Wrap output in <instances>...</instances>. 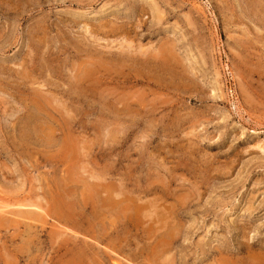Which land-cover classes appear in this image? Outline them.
<instances>
[{
  "label": "rangeland",
  "instance_id": "1",
  "mask_svg": "<svg viewBox=\"0 0 264 264\" xmlns=\"http://www.w3.org/2000/svg\"><path fill=\"white\" fill-rule=\"evenodd\" d=\"M0 208V264H264V0H0Z\"/></svg>",
  "mask_w": 264,
  "mask_h": 264
},
{
  "label": "bare ground",
  "instance_id": "2",
  "mask_svg": "<svg viewBox=\"0 0 264 264\" xmlns=\"http://www.w3.org/2000/svg\"><path fill=\"white\" fill-rule=\"evenodd\" d=\"M156 8H158V7H156ZM154 11H156V10H154ZM107 23V22H106ZM143 54H145V53H143ZM164 54V53H163ZM146 55V54H145ZM169 55V54H168ZM164 58H166L165 60L166 61H170V59L172 58L173 59V52H171L170 51V56H167V54H166V56H164ZM102 60V59H101ZM96 61V60H95ZM92 67V66H91ZM86 68V67H85ZM87 69H89L90 70V68H87ZM88 71V70H87ZM95 71V70H94ZM97 71V70H96ZM95 71V72H96ZM92 72H93V70H92ZM94 74V73H93ZM92 76V75H91ZM95 76V75H94ZM81 77H82V75H81ZM79 78H80V76H79ZM78 78V79H79ZM83 78V77H82ZM85 78V77H84ZM88 79H91L92 77H87ZM86 78V79H87ZM92 80H93V78H92ZM98 80V79H97ZM85 81V80H84ZM70 82H72V81H70ZM83 82V81H82ZM79 85H81V84H79ZM77 86V85H76ZM75 86V87H76ZM87 86H88V84H87ZM77 89V88H76ZM36 97V98H35ZM35 97H34V101H35V103L37 104V108L39 109V111L40 112H42V110H46L48 107H49V105H50V101H49V99H47V98H44V100L41 98L40 99V95L38 96L37 94H35ZM120 100V99H119ZM56 101H57V99H56ZM56 104H58V103H56ZM57 106V105H56ZM58 106H59V104H58ZM62 106V105H61ZM58 108V107H57ZM56 108V109H57ZM61 108V107H60ZM65 108V107H64ZM64 110V109H63ZM47 111V110H46ZM51 111H53V110H51ZM39 112V113H40ZM56 110H55V114H56ZM66 112V111H65ZM46 113V112H45ZM49 113V112H48ZM47 113V114H48ZM54 113V112H53ZM62 114V112H57V114ZM50 114V113H49ZM51 114H52V112H51ZM44 116V115H43ZM72 116V115H71ZM49 117H50V115H49ZM64 117V116H63ZM61 118H62V115H61ZM53 120L54 119V114H53V116H52V118L50 117V120ZM66 119V118H65ZM51 120V121H52ZM71 120V119H70ZM37 121V120H36ZM56 121V120H55ZM55 121H53V123L55 122ZM58 121V120H57ZM109 121V120H108ZM70 122V121H69ZM46 123V122H45ZM56 123V122H55ZM58 123V122H57ZM56 123V124H57ZM42 124V123H41ZM39 125V124H38ZM43 125V124H42ZM45 125V124H44ZM48 125V124H47ZM58 125V124H57ZM67 125V124H66ZM69 125H71V124H69ZM41 126V125H40ZM49 126V125H48ZM54 126V125H53ZM64 126V125H63ZM56 127V126H55ZM66 127V126H65ZM67 127H69L68 125H67ZM54 128V127H53ZM64 128V127H63ZM62 128V129H63ZM35 129V128H34ZM43 129V128H42ZM55 129V128H54ZM58 129V128H57ZM65 129V128H64ZM39 130V129H38ZM46 132H47V130H45ZM54 131H56V130H54ZM53 131V132H54ZM53 132H51V133H53ZM51 133H49V134H51ZM96 179V178H95ZM98 188H99V192L98 191H96L95 193H91L90 195L92 196L93 195V197H96L98 200H97V202L96 203H99V204H101V208H99V210H100V215H105V211L104 210H108L110 207H112L113 208V212H114V214H117L118 216H116V218H117V220L120 222V221H124V220H127V221H129L130 220V218L128 217V218H126V217H124L123 215H122V212L123 211H121L120 209H119V207H122V206H124L123 205V197H122V195L120 194V195H117L116 197H109V196H106V197H103L102 196V190H101V188H104V186L102 185V184H100V185H96ZM92 191V190H91ZM121 193V192H120ZM66 196V195H65ZM121 196V197H120ZM92 197V198H93ZM66 198V197H65ZM88 198V197H87ZM120 198H122V200L120 199ZM62 200H64L63 198H61ZM65 201V200H64ZM70 202V201H69ZM131 204V203H130ZM129 204V205H130ZM47 206V205H46ZM21 207V206H20ZM25 207V206H24ZM33 207H35V208H38L39 210H41L42 212H46V214L47 215H49V213H48V211H46V210H44L43 209V207H40V206H33ZM75 206H73L71 203H66V202H60L59 204H58V207H57V215H59V217H61L62 218V221L63 222H65V224H64V226L62 227V228H65V230H63L64 232H61L60 234L63 236V235H66V236H69V234H67L68 233V231H70V232H72V234L70 233V238L71 239H74V241H75V244L77 243L78 244V242L77 241H79V245L81 246L82 245V247H83V249H80L79 250V253H80V257L78 258V259H80L81 257H85V256H87L89 253L88 252H90V250H92V249H94V248H96V245L97 246H99V244L100 243H102V244H104V243H107L110 247H112L113 249H110V252H108L107 254H109L110 256L111 255H114V254H116V251L115 250H117L116 249V244H114L113 243V240L111 239V240H109V235H110V232H108V231H106V229L104 228V227H102V226H99V228L101 227V229L99 230V228H96L91 222H89V224H87V225H85V223L83 222V220H78V219H76L75 218V212H73L74 210L72 209V208H74ZM30 208V207H29ZM32 208V207H31ZM127 208V207H126ZM1 209V208H0ZM54 210H55V207H54ZM1 211V210H0ZM4 211V210H3ZM144 213V212H143ZM175 213V212H174ZM4 214H5V212H4ZM38 214V213H37ZM96 214H99V213H96ZM41 215V214H40ZM39 215V216H40ZM133 215V214H132ZM141 214H139L138 216H137V218L139 219V216H140ZM145 215V214H144ZM157 215H159V214H157ZM43 215H41V217H42ZM106 216V215H105ZM171 216V215H170ZM48 217V216H47ZM143 217V216H142ZM141 217V218H142ZM46 218V217H45ZM54 218V217H53ZM52 218V219H53ZM56 218V217H55ZM158 218V217H157ZM39 219V218H38ZM59 219V218H58ZM76 220V221H75ZM97 220V219H96ZM155 220H156V218H155ZM173 220V219H172ZM42 221V220H41ZM59 221V220H58ZM71 221V222H70ZM73 221H75L76 223H73ZM158 221V220H157ZM167 222H169V221H167ZM103 223V222H102ZM149 223V222H148ZM66 224L68 225V224H71V228L70 229H68L67 227H65L66 226ZM95 224V223H94ZM101 225V224H100ZM132 225H133V223H132ZM168 225H169V223H168ZM134 226V225H133ZM53 227V226H52ZM98 227V226H97ZM170 227V226H169ZM176 227H177V225H176ZM140 228V227H139ZM114 232V231H113ZM167 232V231H166ZM168 233V232H167ZM174 234V233H173ZM61 236V237H62ZM168 236V235H167ZM170 237H173V236H171V235H169ZM168 236V237H169ZM168 237L166 238V239H163V241L165 242L164 244L165 245H168L170 242V240H172V238L171 239H168ZM175 237V236H174ZM153 240V239H152ZM111 243V244H110ZM168 243V244H167ZM76 244V245H77ZM101 246V245H100ZM99 246V247H100ZM250 246V245H249ZM118 248V247H117ZM211 248V247H210ZM99 249V248H98ZM160 249V248H159ZM84 250H86L87 252H85ZM101 250V249H100ZM261 252V251H260ZM92 253V252H91ZM97 253V252H96ZM102 253H103V251H102ZM164 253V252H163ZM97 255V254H96ZM100 255V254H99ZM103 255H106V254H104L103 253ZM116 255H119V254H116ZM159 255V254H158ZM79 256V255H78ZM94 256V255H93ZM101 256V255H100ZM107 256V255H106ZM105 256V257H106ZM99 257V256H98ZM112 257V256H111ZM100 258V257H99ZM113 258V257H112ZM87 260V259H86ZM100 260V259H99ZM76 261V263L78 262L77 260H75ZM80 261V260H79ZM247 262V261H246ZM94 263H96V262H94ZM93 263V264H94ZM85 264V263H84ZM114 264H122L121 262H120V260L119 261H115L114 262ZM231 264V263H230Z\"/></svg>",
  "mask_w": 264,
  "mask_h": 264
}]
</instances>
